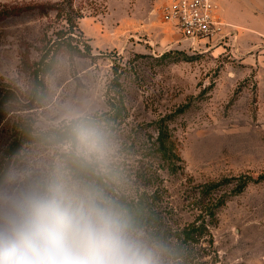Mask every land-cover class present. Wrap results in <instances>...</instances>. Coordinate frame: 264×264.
I'll return each instance as SVG.
<instances>
[{
  "label": "rangeland",
  "instance_id": "obj_1",
  "mask_svg": "<svg viewBox=\"0 0 264 264\" xmlns=\"http://www.w3.org/2000/svg\"><path fill=\"white\" fill-rule=\"evenodd\" d=\"M169 1L0 0V151L18 118L46 131L107 112L121 95L126 112L105 130L99 153L140 168L143 148L165 119L182 159L175 172L160 171L176 221H194L205 187L216 185V199L226 195L212 227L214 245L203 244L200 263L264 264V5L235 2L228 21L217 17L219 40L192 45L164 23ZM59 32L92 52L60 50L45 76L46 100L31 103L24 60L38 61ZM78 152L94 150L79 144ZM46 153L11 162L0 202L52 185Z\"/></svg>",
  "mask_w": 264,
  "mask_h": 264
},
{
  "label": "trees",
  "instance_id": "obj_2",
  "mask_svg": "<svg viewBox=\"0 0 264 264\" xmlns=\"http://www.w3.org/2000/svg\"><path fill=\"white\" fill-rule=\"evenodd\" d=\"M60 50L81 55L92 52V47L84 48L73 43L71 36L59 32L55 40L49 41L41 49L38 61L33 64L24 60V66L32 75V86L28 100L42 103L47 98L45 76L52 71ZM1 109V107H0ZM126 112L123 97L113 98L110 110L101 114L62 122L46 131L35 130L28 119L18 118L11 127V135L0 151V192L10 177L11 162L47 152L44 170L52 173L49 181L62 188L71 196L92 197L110 203L121 214L130 231L156 256L158 264H201L206 247L214 245L212 227L218 224L217 209L226 203V195L219 199L212 197L216 185L205 187L203 198L197 200L199 215L190 223L179 224L175 219V209L165 202L166 187L160 175L161 170L175 172L182 159L172 134L161 119L157 123V133L153 143L143 148V165L134 166L114 162L108 155H101L96 149L89 155L78 152L79 142L73 129L85 127L97 134L98 149L107 128L120 121ZM127 149H120L119 154ZM51 153V155H50ZM116 158V156H115ZM243 189H238L242 191ZM237 191L231 194H235Z\"/></svg>",
  "mask_w": 264,
  "mask_h": 264
},
{
  "label": "clouds",
  "instance_id": "obj_3",
  "mask_svg": "<svg viewBox=\"0 0 264 264\" xmlns=\"http://www.w3.org/2000/svg\"><path fill=\"white\" fill-rule=\"evenodd\" d=\"M85 150L97 134L73 129ZM0 264H158L110 203L35 185L0 202Z\"/></svg>",
  "mask_w": 264,
  "mask_h": 264
},
{
  "label": "built area",
  "instance_id": "obj_4",
  "mask_svg": "<svg viewBox=\"0 0 264 264\" xmlns=\"http://www.w3.org/2000/svg\"><path fill=\"white\" fill-rule=\"evenodd\" d=\"M216 5L215 0H170L162 18L192 45L207 44L219 40L221 34Z\"/></svg>",
  "mask_w": 264,
  "mask_h": 264
},
{
  "label": "crops",
  "instance_id": "obj_5",
  "mask_svg": "<svg viewBox=\"0 0 264 264\" xmlns=\"http://www.w3.org/2000/svg\"><path fill=\"white\" fill-rule=\"evenodd\" d=\"M216 4L219 6L218 17H222L224 20L228 21L229 17H232V9L230 6L235 2L241 3V5H264V0H215ZM235 5V4H234ZM243 10H238V12L242 13ZM235 12V11H234ZM264 27V25H263Z\"/></svg>",
  "mask_w": 264,
  "mask_h": 264
}]
</instances>
